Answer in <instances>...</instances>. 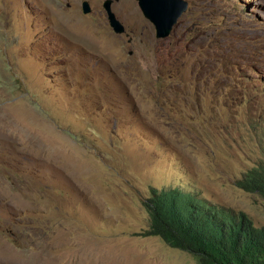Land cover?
<instances>
[{"label":"rangeland","instance_id":"1","mask_svg":"<svg viewBox=\"0 0 264 264\" xmlns=\"http://www.w3.org/2000/svg\"><path fill=\"white\" fill-rule=\"evenodd\" d=\"M0 0V264H199L148 234L152 188L264 226V0H188L157 38L138 0ZM132 37L133 41L129 42Z\"/></svg>","mask_w":264,"mask_h":264},{"label":"trees","instance_id":"2","mask_svg":"<svg viewBox=\"0 0 264 264\" xmlns=\"http://www.w3.org/2000/svg\"><path fill=\"white\" fill-rule=\"evenodd\" d=\"M238 186L264 198V157L238 179ZM201 195L176 185L152 188L144 205L148 234L188 251L199 264H264V226L244 212L207 204Z\"/></svg>","mask_w":264,"mask_h":264},{"label":"water","instance_id":"3","mask_svg":"<svg viewBox=\"0 0 264 264\" xmlns=\"http://www.w3.org/2000/svg\"><path fill=\"white\" fill-rule=\"evenodd\" d=\"M115 0H104L103 7L106 11L107 18L111 28L118 34H126L125 24L113 10ZM118 1V0H116ZM138 4L144 14L149 19L156 30L157 38H166L170 36L174 26L188 10V0H138ZM82 9L85 14L92 11L91 4L88 0L82 3Z\"/></svg>","mask_w":264,"mask_h":264},{"label":"flooded vegetation","instance_id":"4","mask_svg":"<svg viewBox=\"0 0 264 264\" xmlns=\"http://www.w3.org/2000/svg\"><path fill=\"white\" fill-rule=\"evenodd\" d=\"M132 41H133V38H132V37H130V38H129V42H132Z\"/></svg>","mask_w":264,"mask_h":264}]
</instances>
